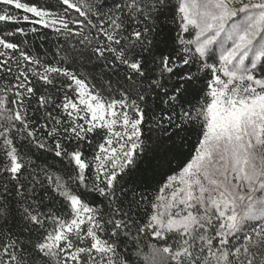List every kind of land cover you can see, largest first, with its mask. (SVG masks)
<instances>
[{"label":"snow or ice","instance_id":"6c2138e0","mask_svg":"<svg viewBox=\"0 0 264 264\" xmlns=\"http://www.w3.org/2000/svg\"><path fill=\"white\" fill-rule=\"evenodd\" d=\"M0 264H264V0H0Z\"/></svg>","mask_w":264,"mask_h":264}]
</instances>
